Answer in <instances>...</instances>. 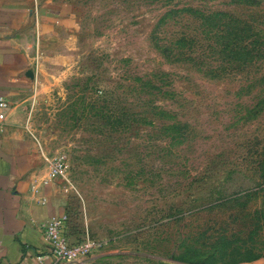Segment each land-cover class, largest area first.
Instances as JSON below:
<instances>
[{"label": "rangeland", "instance_id": "rangeland-1", "mask_svg": "<svg viewBox=\"0 0 264 264\" xmlns=\"http://www.w3.org/2000/svg\"><path fill=\"white\" fill-rule=\"evenodd\" d=\"M46 2L23 123L83 264H264V0Z\"/></svg>", "mask_w": 264, "mask_h": 264}, {"label": "crops", "instance_id": "crops-1", "mask_svg": "<svg viewBox=\"0 0 264 264\" xmlns=\"http://www.w3.org/2000/svg\"><path fill=\"white\" fill-rule=\"evenodd\" d=\"M27 5L0 0V100L6 104L0 109V264H81L56 261L41 230L50 217L70 211L64 182L50 177L45 155L25 133L31 37L36 23L40 31L49 27L55 9L46 2L34 14ZM70 221L65 233L74 240L80 236Z\"/></svg>", "mask_w": 264, "mask_h": 264}, {"label": "built area", "instance_id": "built-area-1", "mask_svg": "<svg viewBox=\"0 0 264 264\" xmlns=\"http://www.w3.org/2000/svg\"><path fill=\"white\" fill-rule=\"evenodd\" d=\"M6 104L0 100V109H5ZM51 178H60L67 182L66 166L64 156L54 158L44 157ZM44 203V200H42ZM70 220V213L55 215L47 219L42 225L41 230L46 243L49 246L50 255L60 262H83L99 247V244L92 240L87 232L81 234L77 239H70L65 230Z\"/></svg>", "mask_w": 264, "mask_h": 264}, {"label": "trees", "instance_id": "trees-1", "mask_svg": "<svg viewBox=\"0 0 264 264\" xmlns=\"http://www.w3.org/2000/svg\"><path fill=\"white\" fill-rule=\"evenodd\" d=\"M235 35L237 36V39L234 42L232 40L231 42L227 41V43L224 44V48L226 50H230L232 52L235 50V47H236L235 42H237L239 40L238 38L241 36V34L238 32H235Z\"/></svg>", "mask_w": 264, "mask_h": 264}]
</instances>
